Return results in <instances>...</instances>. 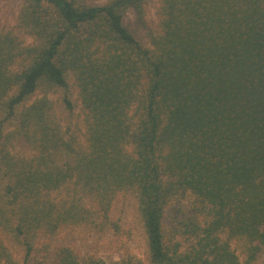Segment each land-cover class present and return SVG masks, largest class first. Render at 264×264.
I'll list each match as a JSON object with an SVG mask.
<instances>
[{"label":"trees","instance_id":"16d2710c","mask_svg":"<svg viewBox=\"0 0 264 264\" xmlns=\"http://www.w3.org/2000/svg\"><path fill=\"white\" fill-rule=\"evenodd\" d=\"M146 3L23 0L18 24L35 43L19 45L0 32L7 121L42 85L67 90L68 69L88 112L86 148L51 129L46 99L20 114L17 131L35 156L11 154L2 136L14 135L0 131V230L21 240L23 264L45 247L36 239L88 220L85 199L107 218L120 191L136 193L147 264H254L264 246V0H161L157 31L146 21ZM130 9L152 47L124 24ZM94 49L103 55L93 57ZM23 56L25 65L12 71ZM180 192L199 198L206 213L203 223L192 222L187 247L170 249L164 214ZM225 232L242 236L243 261ZM0 264H21L1 240ZM57 264L145 263L81 260L61 249Z\"/></svg>","mask_w":264,"mask_h":264},{"label":"rangeland","instance_id":"374dc122","mask_svg":"<svg viewBox=\"0 0 264 264\" xmlns=\"http://www.w3.org/2000/svg\"><path fill=\"white\" fill-rule=\"evenodd\" d=\"M79 1L91 5H103L107 2V0ZM22 2L23 0H0V32L7 29L12 33L17 44L27 45L35 43V36L22 29L18 24ZM160 3L161 0H147L146 3V21L153 31L158 30ZM124 24L135 34L140 42L152 47V43L148 40V30L139 23L132 9L125 13ZM93 51L95 52L93 57L103 55L102 52H97L96 49ZM25 63L26 56L17 58L10 69L18 72ZM67 79L69 83L67 90L48 88L42 85L26 103L17 108L15 116L10 118V120H6V114H0V131L4 129L5 134L14 135L8 140L4 137L6 135L2 136L3 144L7 146L11 154L18 157L35 156V146L28 141L24 134L17 130L20 124V114L40 99L48 101L47 119L52 124L51 129H57L56 134H60L61 137L70 141L76 148L87 147L88 112L83 104L78 75L75 71L68 69ZM144 83L145 80L139 84L136 90L140 95L144 92ZM67 97L72 104L70 109L65 101ZM136 112L135 106V108L130 110L129 117L136 115ZM135 121L137 122V120ZM57 197L58 194L53 193V198L57 199ZM85 198L87 197L85 196ZM85 204L90 212L89 215L88 213L85 215L88 220L83 219L80 223L66 224L58 230L56 235L43 236L36 239L44 243L45 247L41 248V250L36 249L33 254V264H57L61 249H70L81 260L97 258L112 262L130 258L140 260L145 264L148 263L147 234L134 191L118 192L107 211V218H103V214L96 203L85 199ZM203 211L201 200L190 192H180L172 196L167 204L163 220L166 247L171 249L176 244L187 247L192 241L189 231L191 227L193 228L196 221H203L202 219L206 213ZM190 223L192 226H190ZM221 235L223 240L230 243L231 250L243 261L242 236L229 237L230 235L226 232ZM0 240L14 254L17 262L23 264L25 249L18 242L21 240L13 239L3 230H0ZM255 244L257 243L255 242ZM256 258L257 260L254 264H264V246L261 247Z\"/></svg>","mask_w":264,"mask_h":264}]
</instances>
